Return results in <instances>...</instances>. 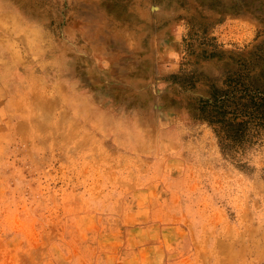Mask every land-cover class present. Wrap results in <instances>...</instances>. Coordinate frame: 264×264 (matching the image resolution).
Here are the masks:
<instances>
[{
	"label": "rangeland",
	"instance_id": "374dc122",
	"mask_svg": "<svg viewBox=\"0 0 264 264\" xmlns=\"http://www.w3.org/2000/svg\"><path fill=\"white\" fill-rule=\"evenodd\" d=\"M264 0H0V264H264Z\"/></svg>",
	"mask_w": 264,
	"mask_h": 264
},
{
	"label": "trees",
	"instance_id": "16d2710c",
	"mask_svg": "<svg viewBox=\"0 0 264 264\" xmlns=\"http://www.w3.org/2000/svg\"><path fill=\"white\" fill-rule=\"evenodd\" d=\"M241 75L226 82L228 91L215 98V110L208 117L216 126L220 147L224 154L237 153L254 143L264 130V90L255 84L237 86Z\"/></svg>",
	"mask_w": 264,
	"mask_h": 264
}]
</instances>
